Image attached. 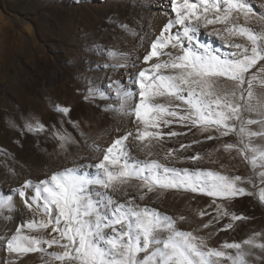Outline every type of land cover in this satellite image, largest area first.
Wrapping results in <instances>:
<instances>
[{"label": "snow or ice", "instance_id": "snow-or-ice-1", "mask_svg": "<svg viewBox=\"0 0 264 264\" xmlns=\"http://www.w3.org/2000/svg\"><path fill=\"white\" fill-rule=\"evenodd\" d=\"M170 12L142 57L129 61L127 53L97 46L94 54L117 62L90 71H129L108 76L103 85L81 77L88 84L84 98L115 99L105 110L127 118L132 127L107 148L90 145L100 154L95 163L64 167L0 193V219H14V197L33 213L0 236L6 253L0 264H21L30 253H40L42 264H264V232L210 247L196 229L177 227L187 217L151 206L170 191L207 196L208 207H215L213 213L198 211L200 218L212 216L202 228L227 218L217 231H235L237 221L250 217L229 210L232 201L254 196L264 205V13L254 12L252 0H170ZM117 26L137 35L127 24ZM202 36L218 38L229 51ZM70 110L54 104L64 117ZM67 122L79 131L78 122ZM63 123L53 126L50 137L67 152L78 141ZM12 127L21 134L48 130L38 118ZM189 132L199 138L172 139ZM210 140L218 143L193 148ZM168 142L177 147L157 155ZM133 148L144 158L133 155ZM189 150L192 155H185ZM204 163L213 167H201ZM241 164L245 175L236 174ZM54 247L59 251H49Z\"/></svg>", "mask_w": 264, "mask_h": 264}, {"label": "rangeland", "instance_id": "rangeland-1", "mask_svg": "<svg viewBox=\"0 0 264 264\" xmlns=\"http://www.w3.org/2000/svg\"><path fill=\"white\" fill-rule=\"evenodd\" d=\"M154 1L0 0V193H11L13 188L26 179H43L46 174L64 167L82 165L86 161L95 163L100 154L90 145L107 148L114 138L122 136L127 128L132 127L127 118L105 110L106 105L117 103L115 99H85L88 84L81 77L95 82L97 79L86 67L117 62L94 54L97 46L118 51L119 46L132 38L135 39L139 34L137 28L145 21L147 14L153 12ZM51 6L55 8V17L53 21H48L41 9ZM27 22L32 26L30 33L25 31ZM118 23L127 24L137 35L127 33L117 26ZM56 46L60 47L61 53L51 50ZM43 51H46L47 58H54L67 70L71 79L66 87L51 83L46 75V78L41 76L43 59L46 58ZM78 66L86 73L76 75ZM49 69L50 63L46 71ZM109 71L112 70L101 71L106 73L100 79L99 85L106 83ZM54 104L68 106L71 109L68 116L64 117L54 111ZM25 118H38L48 130L38 135L26 131L21 134V131L12 127V123L22 128ZM68 118L79 123V131L67 122ZM61 120L64 121L63 128L78 141V144L71 146L67 152L60 151L58 141L50 137L53 126L56 129L61 128ZM117 128L121 131H115ZM173 128L177 131H187L175 124ZM80 131L87 136V142L80 135ZM194 138L199 137H193L192 132H189L187 136L172 139L188 143ZM216 143L218 141L210 140L193 145V148L206 150ZM172 147L177 145L172 142L165 143L157 155H162L164 149ZM132 151L133 155L144 158L135 148ZM184 154L192 155V152L189 150ZM175 166L192 167L191 164ZM201 167L213 166L204 163ZM246 173L247 167L241 164L236 174ZM13 203L18 211L11 214L14 217L11 222L0 219V236L11 234L18 220L33 215L19 197H14ZM143 203L149 204L151 201L145 200ZM209 204L210 197L170 191L151 206L169 215L187 217L185 221L178 223L177 227L182 230L196 229V235L208 237L210 247H217L224 241H241L253 233L264 232V205L254 196L240 197L228 205L229 210L250 217L246 221H237L239 227L235 231H217L227 222V218L219 223L214 222L209 228H202L203 224L212 220V216L206 214L200 218L197 213L200 210L213 213L215 205L208 207ZM214 232L217 234L210 235ZM49 251L59 249L54 247ZM5 254L0 250V258ZM21 264H42L40 253H30Z\"/></svg>", "mask_w": 264, "mask_h": 264}, {"label": "bare ground", "instance_id": "bare-ground-1", "mask_svg": "<svg viewBox=\"0 0 264 264\" xmlns=\"http://www.w3.org/2000/svg\"><path fill=\"white\" fill-rule=\"evenodd\" d=\"M72 2V1H71ZM43 6V5H42ZM47 6V5H46ZM97 7V6H96ZM95 7V8H96ZM252 7L254 12L257 13H264V0H252ZM40 8V7H39ZM42 8V7H41ZM41 11L43 12V16L48 21H53L55 17V8L53 6L51 7H45L42 8ZM168 12L169 15H172L170 12V0H155L154 6H153V12L151 14H147L145 21L139 25L137 28L139 34L135 39H130L121 46H119L118 51L127 53L128 57L127 59L131 61L137 56H143L145 49L149 46L150 41L154 40L156 36L159 35L160 31L162 30L164 24L167 22L169 16L165 15L164 13ZM38 18V17H37ZM25 31L27 33L31 32V27L29 22L26 23ZM202 31H204L202 29ZM143 37L144 39L141 40L140 38ZM202 40L205 42L211 43L213 47H216L219 49V51L227 53L229 51L228 48L223 47L221 45V42L218 38H213L210 36H202ZM143 45L141 47L140 45ZM52 51H57L58 53H61V49L59 46L51 48ZM45 55V59H43L42 67H41V76L44 78L45 75L47 76L48 80L53 84H59L63 85V87H66L67 84L70 82V79L68 77L67 70L60 64V62H57L54 58L50 59L46 56V51H43ZM96 57V56H95ZM93 61V60H92ZM50 63V69L46 71V68L48 64ZM92 64V63H91ZM68 65V64H67ZM92 64V68H95ZM79 69L78 72H76V75H83L86 72L83 68L80 66L77 67ZM90 67H86L87 71ZM83 70V71H81ZM108 71V70H107ZM129 69L127 68H117L115 71H109V76H111L113 79H116L121 75V73H127ZM134 71V70H133ZM106 72L101 71H92V75L95 76L97 79L95 81L96 84L99 83L100 79L103 78V75ZM46 78V77H45ZM99 85V84H98ZM105 102V101H104ZM231 140V139H230Z\"/></svg>", "mask_w": 264, "mask_h": 264}]
</instances>
